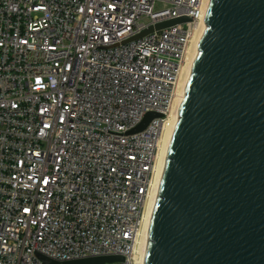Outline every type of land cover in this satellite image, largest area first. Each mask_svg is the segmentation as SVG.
Returning <instances> with one entry per match:
<instances>
[{
    "label": "built area",
    "instance_id": "1",
    "mask_svg": "<svg viewBox=\"0 0 264 264\" xmlns=\"http://www.w3.org/2000/svg\"><path fill=\"white\" fill-rule=\"evenodd\" d=\"M205 8L0 0V264H136L159 145ZM148 114L159 117L135 132Z\"/></svg>",
    "mask_w": 264,
    "mask_h": 264
},
{
    "label": "water",
    "instance_id": "2",
    "mask_svg": "<svg viewBox=\"0 0 264 264\" xmlns=\"http://www.w3.org/2000/svg\"><path fill=\"white\" fill-rule=\"evenodd\" d=\"M144 264H264V0H208Z\"/></svg>",
    "mask_w": 264,
    "mask_h": 264
},
{
    "label": "bare ground",
    "instance_id": "3",
    "mask_svg": "<svg viewBox=\"0 0 264 264\" xmlns=\"http://www.w3.org/2000/svg\"><path fill=\"white\" fill-rule=\"evenodd\" d=\"M205 2L207 6L208 0H205ZM202 22H203V19L197 24L194 34L192 36V39L189 43L187 54H186V59H185L184 65L182 66V69H181V72L179 74L178 81L176 84L175 96H174L173 103H172L170 120L167 123V126L164 130L162 140L159 145V153H158L157 162H156V170H155V175H154L153 186H152V190H151L149 200L147 203V207H146V215L144 218L143 229L140 233V240L138 243V247L136 248V264H144L146 246H147V241H148V232L150 228L152 213H153L155 202L157 199L163 170H164V167L167 161V154H168L169 146L171 143V139H172L175 127H176V123L178 119V112H179V109L181 107V103L183 100V96H184L189 72L191 69L198 37L200 34Z\"/></svg>",
    "mask_w": 264,
    "mask_h": 264
}]
</instances>
